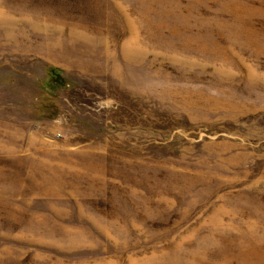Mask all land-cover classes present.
Wrapping results in <instances>:
<instances>
[{"label":"rangeland","instance_id":"obj_1","mask_svg":"<svg viewBox=\"0 0 264 264\" xmlns=\"http://www.w3.org/2000/svg\"><path fill=\"white\" fill-rule=\"evenodd\" d=\"M0 264H264V0H0Z\"/></svg>","mask_w":264,"mask_h":264}]
</instances>
